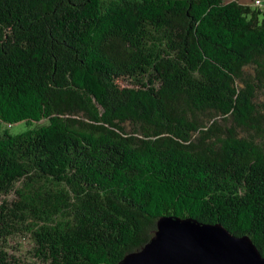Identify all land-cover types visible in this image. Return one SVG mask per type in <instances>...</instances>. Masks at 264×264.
Returning <instances> with one entry per match:
<instances>
[{
  "label": "trees",
  "instance_id": "16d2710c",
  "mask_svg": "<svg viewBox=\"0 0 264 264\" xmlns=\"http://www.w3.org/2000/svg\"><path fill=\"white\" fill-rule=\"evenodd\" d=\"M171 215L264 255V0H0V264H117Z\"/></svg>",
  "mask_w": 264,
  "mask_h": 264
},
{
  "label": "water",
  "instance_id": "95a60500",
  "mask_svg": "<svg viewBox=\"0 0 264 264\" xmlns=\"http://www.w3.org/2000/svg\"><path fill=\"white\" fill-rule=\"evenodd\" d=\"M117 264H264V255L247 235L171 215L159 217L149 240Z\"/></svg>",
  "mask_w": 264,
  "mask_h": 264
},
{
  "label": "rangeland",
  "instance_id": "374dc122",
  "mask_svg": "<svg viewBox=\"0 0 264 264\" xmlns=\"http://www.w3.org/2000/svg\"><path fill=\"white\" fill-rule=\"evenodd\" d=\"M241 1H249V2H251L252 0H241ZM23 127L24 126L22 125V123H17V124L12 126V131H17V130L23 128ZM19 241H20V238L14 239V240H10V242L12 244H14L15 248H17V251L12 250V252L18 253V254L25 253L24 250H26L29 247V240L27 239L24 243H22L21 247H20V242ZM21 250H22V252H21Z\"/></svg>",
  "mask_w": 264,
  "mask_h": 264
},
{
  "label": "built area",
  "instance_id": "2783aa9c",
  "mask_svg": "<svg viewBox=\"0 0 264 264\" xmlns=\"http://www.w3.org/2000/svg\"><path fill=\"white\" fill-rule=\"evenodd\" d=\"M256 1H258V0H256Z\"/></svg>",
  "mask_w": 264,
  "mask_h": 264
}]
</instances>
